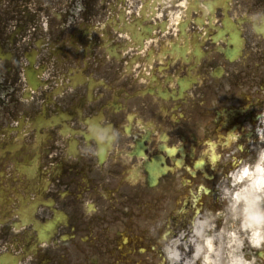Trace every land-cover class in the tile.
Returning <instances> with one entry per match:
<instances>
[{
	"label": "flooded vegetation",
	"instance_id": "af4514ba",
	"mask_svg": "<svg viewBox=\"0 0 264 264\" xmlns=\"http://www.w3.org/2000/svg\"><path fill=\"white\" fill-rule=\"evenodd\" d=\"M263 122L264 0H0V264H167Z\"/></svg>",
	"mask_w": 264,
	"mask_h": 264
},
{
	"label": "bare ground",
	"instance_id": "6f19581e",
	"mask_svg": "<svg viewBox=\"0 0 264 264\" xmlns=\"http://www.w3.org/2000/svg\"><path fill=\"white\" fill-rule=\"evenodd\" d=\"M247 173H249L248 170L240 171L233 178L232 184L237 183ZM250 175L252 179L250 184H246L244 188L237 191L234 196L236 200L233 198V215L239 216L241 224L233 219V233L221 231V238L216 235V238L222 240L218 247H215L214 240L204 239L199 234L193 235L197 240L195 243L199 241L202 243V248L198 244L194 250V259L200 260L202 255L207 254L205 257L203 256L204 264H219V261L224 258L221 257V253H223L227 264H254L246 262L245 247L248 244L252 252L264 247L261 243V238L264 237V216L259 215L260 203L264 205V152ZM246 234L249 235V240H247ZM260 263L264 264V258Z\"/></svg>",
	"mask_w": 264,
	"mask_h": 264
},
{
	"label": "rangeland",
	"instance_id": "374dc122",
	"mask_svg": "<svg viewBox=\"0 0 264 264\" xmlns=\"http://www.w3.org/2000/svg\"><path fill=\"white\" fill-rule=\"evenodd\" d=\"M261 140H262L261 144L264 145V135L262 136ZM261 151H264V146L262 147ZM224 202H226V204H225V207L223 208V210H220L217 213L207 214V216L205 217L203 222L197 223V225L195 227V231H194L195 234H202L204 237H206V236L208 237V233L213 232V233H211V235L215 236L216 234H218L221 231L222 225L224 226L225 231H227V232L233 230L232 229V223L228 224L229 220L231 222V220L234 219V218H232L233 214H232L230 190H228L227 193L225 194ZM260 208L261 209L263 208L261 216H264V205H262V203L260 204ZM235 219L237 220V223L240 224L241 219L239 218V216H236ZM224 221H225V225L223 224ZM191 237H192V235H191ZM189 240H190V238H189ZM218 242L220 244V243H222V240L220 241V240H217V238H216L215 244L218 245ZM189 243H191V241H189ZM187 245L189 247L188 243H187ZM192 245H193V243H192ZM192 245L190 246L191 248H192ZM245 253L247 256V260L251 259L250 262H252L254 264L255 263L256 264H262L260 262H262V259L264 258V249L256 250L255 252H252L250 250V247L248 248V246H246L245 247ZM221 254H223V253H221ZM226 262H227V260H225V261L223 260L221 262V264H227Z\"/></svg>",
	"mask_w": 264,
	"mask_h": 264
},
{
	"label": "clouds",
	"instance_id": "9594fccd",
	"mask_svg": "<svg viewBox=\"0 0 264 264\" xmlns=\"http://www.w3.org/2000/svg\"><path fill=\"white\" fill-rule=\"evenodd\" d=\"M95 131V134L97 135V137L100 139V140H104L105 139V132L101 131V130H94Z\"/></svg>",
	"mask_w": 264,
	"mask_h": 264
}]
</instances>
